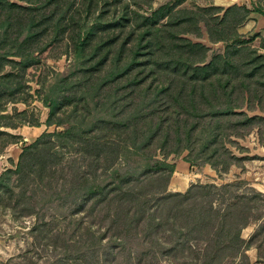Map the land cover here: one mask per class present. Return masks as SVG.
<instances>
[{
  "label": "trees",
  "instance_id": "trees-1",
  "mask_svg": "<svg viewBox=\"0 0 264 264\" xmlns=\"http://www.w3.org/2000/svg\"><path fill=\"white\" fill-rule=\"evenodd\" d=\"M23 1L27 3V11L16 18L10 11L20 8V4L0 0V73L8 64L29 67L36 62L38 54L67 36L73 41L74 55L62 71H55L50 79L41 81L43 90H38L49 109L47 123L56 124L57 130L43 133L23 148L16 172L22 174L29 165L39 161V158H34L36 155L32 150L42 144L40 140L52 135L68 141L73 139L83 151L92 153L95 150L93 161L98 167L102 165L100 148L106 146L111 151L115 150L108 144V138L115 136L110 134L114 127L127 124L128 133L120 138L124 148L119 161H115L116 157L112 162H105L102 171L94 175L84 170L77 178L78 185L71 195L58 193L56 200L62 206L68 200L78 202L94 197L97 201L108 197L115 200L120 210L116 211V218L119 219L121 214L128 222L133 219L135 225V231L127 238L129 248H148L150 242H144V239L158 223L154 216L147 214L151 207V193H161L160 199L181 194L166 190L174 170V165L165 159L166 155L184 148L188 151L186 159L191 165L209 163L213 167L227 169L235 157L227 143H234L235 137H243L249 132L256 118L264 121V116L247 112L255 109L264 111L261 105L264 97V53L249 44L252 36H243L233 27L230 31L227 26L220 27L223 22H233L228 18L230 14H237L233 18L235 24L241 23L251 9L246 5H233L227 7L221 17L190 12L187 18L177 16L180 19L174 21L169 19L171 9L167 13L154 9L151 14L143 15L135 9L128 11L127 3L121 17L108 18V10L102 5L99 8L101 12L89 23L87 17H81L82 5L78 3L76 6L77 0ZM88 1L90 6L92 0ZM106 3V7L116 5ZM209 12L206 10L207 14ZM110 27L119 31H110ZM50 28L53 34L47 37ZM69 28H74L73 35L68 34ZM203 31L210 41L225 42L224 51L215 53L209 60V46L184 35L193 33L200 37ZM108 64L110 66L105 69ZM10 75L9 72L1 73L0 78L4 81ZM117 80L119 86L113 88L111 83ZM122 84L126 87V96L120 95L123 91L118 88ZM21 85L22 81L17 82L15 93ZM121 96L125 97L122 101L119 100ZM100 99L104 101L100 102ZM80 103H84L85 113L79 112ZM126 106L131 108L126 109ZM61 107H64L62 115L53 120L52 115L57 114ZM61 126L62 131L58 130ZM157 150H165L164 158L156 155ZM52 151L48 146L47 154L55 159L56 153ZM9 171L2 172L0 182ZM139 175L145 179L148 176L158 178L150 189L144 185L145 190L142 188L136 192L132 187H123L133 179L139 180ZM145 175L147 177H143ZM159 180L164 184L157 189ZM129 206L135 210L131 217ZM197 218L195 223L207 217L197 214ZM233 218L238 221L237 216ZM246 219L243 215L240 221L244 224ZM231 227L219 229L224 232V240L233 250L242 246L246 249L251 241L245 243L240 238L239 227L233 229L232 237H229ZM102 235L91 234L87 244L86 240L76 238L75 246L81 243L84 246L79 250L76 248L74 254L79 256L85 248L91 251L103 247L104 243L99 238Z\"/></svg>",
  "mask_w": 264,
  "mask_h": 264
},
{
  "label": "rangeland",
  "instance_id": "rangeland-1",
  "mask_svg": "<svg viewBox=\"0 0 264 264\" xmlns=\"http://www.w3.org/2000/svg\"><path fill=\"white\" fill-rule=\"evenodd\" d=\"M7 1L20 4V8L10 11L11 16L19 18L27 11V3L23 0ZM106 2L116 5L106 7ZM78 3L82 5L81 17H87L89 23L101 12L99 8L102 5L108 10V18L121 17L127 3L128 11L135 9L143 15L151 14L154 9L165 13L171 9L169 19L174 21L180 17L187 18L190 12L221 17L229 6L246 5L251 10L241 23L235 24L233 18L237 14H230L228 18L233 22H223L220 27L227 26L228 30L233 27L243 36H252L249 44L264 53V13L260 12H264V0H92L90 6L88 0H77L75 5L79 6ZM73 9L77 13V9ZM50 10L51 6L46 13ZM206 10H210L209 14ZM104 19L107 20L106 17ZM108 29L119 31L115 27ZM52 30H48L47 37ZM67 31L68 34L75 33L74 28ZM184 35L209 46L207 60L225 49V42L210 41L205 31L200 37L193 33ZM71 40L67 36L60 42L56 41L38 54L36 62L29 67L8 64L1 72L11 75L4 81L0 78V175L10 170L0 182V264H264V121L257 118L249 132L243 137H235L234 143H227L229 151L235 154L227 169H222V166L216 168L209 163L191 165L186 159L188 151L184 148L166 155L167 162L174 165L166 190L183 195L160 199L161 193H151V207L147 214L154 216L158 223L146 235L144 242L150 243L143 250L129 248L127 238L135 231V225L133 219L129 223L121 214L119 219L116 218L119 206L115 200L109 197L100 201L95 197L78 202L68 200L64 206L56 200L58 193L69 195L75 190L77 178L84 170L94 175L102 171L105 162H112L116 157L115 161H119L124 148L120 138L127 135V124L114 127L110 134L115 136L108 138V144L115 150L111 151L106 146L100 148L102 165L98 167L93 161V147H90L92 153L83 151L73 139L68 141L52 135L40 140L42 144L32 150L36 155L34 158H39L41 164L35 161L22 174L16 172L23 148L43 133H52L56 129V124L47 123L49 109L38 90H43L42 82L46 78L50 79L55 71H62L69 64L74 55ZM19 81L22 85L15 93ZM118 83L117 80L111 85L115 88ZM118 89L123 91L119 90L120 95L126 96L123 84ZM124 98L121 96L119 100ZM262 100L261 105L264 106V97ZM102 101L104 99H100ZM63 108L51 118L54 120L62 115ZM130 108L126 106V109ZM86 110L84 103H80L79 112L85 113ZM247 112L264 116V111L259 109ZM58 130L62 131L63 127ZM48 146L56 153L55 159L47 154ZM164 151L157 150L156 155L164 158ZM139 176V180L133 179L123 187H132L136 192L144 185L150 189L158 178ZM162 184L163 181L159 180L157 189ZM129 207L131 217L135 210ZM197 214L207 218L195 223ZM243 215L247 217L244 224L240 221ZM233 216L238 217L237 222ZM145 219L142 218V223ZM228 225L232 226L229 237L239 227L240 238L245 243L251 241L246 249H243L245 246L238 250L229 247L228 241L224 240V232L219 230ZM101 233L103 235L99 238L104 243L103 247L91 251L85 248L80 251V257L74 254L76 248L79 250L84 246L83 243L75 246L76 238L86 240L87 244L91 234L99 236Z\"/></svg>",
  "mask_w": 264,
  "mask_h": 264
}]
</instances>
